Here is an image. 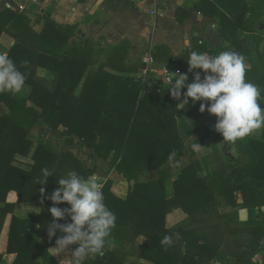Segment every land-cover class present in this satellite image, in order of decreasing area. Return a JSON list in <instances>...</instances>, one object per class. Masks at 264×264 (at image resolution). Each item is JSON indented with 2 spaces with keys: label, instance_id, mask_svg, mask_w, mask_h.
Segmentation results:
<instances>
[{
  "label": "trees",
  "instance_id": "16d2710c",
  "mask_svg": "<svg viewBox=\"0 0 264 264\" xmlns=\"http://www.w3.org/2000/svg\"><path fill=\"white\" fill-rule=\"evenodd\" d=\"M196 9L206 15L217 14V9L209 1ZM207 9L214 10V13L209 14ZM251 11L247 17L248 9L243 8L235 19L241 29L252 34L255 23L264 17V0H254ZM179 21H182L180 16ZM4 34L15 42L8 56L25 74L26 82L17 94H0V103L9 110L7 116L0 117V202L5 203L0 208V234L6 218L12 215L7 251L0 256V264H33L46 254L48 248L55 246L61 233L57 230L56 236L49 240L47 225L53 222V217L48 209L53 206L63 209L70 205H54L48 197L59 187L58 180L65 178V167H72L85 178L92 176V172L72 154L60 153L50 142L37 146L31 171L15 166L16 156L31 154L34 143L29 135L40 121L61 131L69 139L74 135L79 137L82 147L93 150L97 157L109 162L110 171L122 175L130 186L126 199L113 194V181L108 180L102 187L104 202L116 217L110 238L112 246L86 264H127V250L131 251L132 245L141 237L146 242L137 254L138 261L213 264L223 245L213 243L206 234L194 230V226L199 219L215 213L218 193L230 207L239 209L235 215L246 217L248 213L259 220L255 226L250 224L232 229L250 238L246 242L245 239L225 242L229 263L254 264V257L264 256L261 245L264 239V144L245 138L238 140L234 143L238 153L248 155L250 163L238 165L228 161L224 174H217L209 180L202 176L198 162L180 170L179 164L187 148L179 134L176 115H185L192 126V134L200 137L196 144L202 146L209 139L223 140L215 127L205 124L200 112L202 102L193 104L189 98L188 105L181 108L177 104L182 102L183 95L178 101L173 99L170 90L169 93L160 92L146 86L138 77H120L106 72V67H111L116 57L114 52L108 56L111 62L87 72L89 67H95V52L83 44H76L70 52H65L72 34L50 19L43 32L38 34L32 21L24 15L3 12L0 13V38ZM191 52L166 65L187 74V83L194 77L189 72L188 63L184 66L182 62ZM256 53L262 60L259 50ZM153 56L156 57L155 53ZM122 67L120 69H125ZM39 68L48 70L54 76L53 82L40 79L37 76ZM253 69L260 78L259 103L263 106L264 63ZM186 90L183 89L182 93ZM73 143L70 139L69 144ZM193 150L191 147L190 151ZM170 160L177 165L168 172L163 167ZM42 169L51 173L46 184H43L46 181ZM156 170V179L140 180L145 173ZM175 175L178 179L174 183V195L169 197L167 183ZM12 192L17 194L18 203L40 205L41 215L26 220L13 216L14 204L7 202ZM237 193L242 194V204H238ZM178 209L189 216V223L167 228L168 215ZM58 222L71 221L66 217ZM179 235L181 242L176 246L174 239ZM165 236L171 238L168 245L161 244ZM245 248L248 251L244 252Z\"/></svg>",
  "mask_w": 264,
  "mask_h": 264
},
{
  "label": "crops",
  "instance_id": "0c3cea01",
  "mask_svg": "<svg viewBox=\"0 0 264 264\" xmlns=\"http://www.w3.org/2000/svg\"><path fill=\"white\" fill-rule=\"evenodd\" d=\"M205 1L211 2L217 9V14L206 15L196 9L201 7ZM254 7V0H0V13L12 11L22 14L32 21L33 29L41 34L45 28L46 21L50 19L56 25L63 27L67 33L72 34L69 43L65 47V52H70L76 44L89 45L90 50L95 52V67H89L87 72L96 70L105 65L108 56L115 53L112 66L106 67L105 71L120 77H138L141 69V58L148 47L152 48V54L156 55L155 62L159 66H166L175 60L181 59L187 52H206L210 56H215L223 49H231L241 53L245 57L247 71L246 80L258 87L260 80L258 73L253 71V67L259 68L264 63V17L258 20L253 28V33H247L236 23V17L243 8H247V17L251 15ZM158 9L164 18L158 20L153 18L150 12ZM207 12L214 13V10L207 9ZM190 13V14H189ZM182 21H179V16ZM15 45L14 40L4 34L0 38V53L9 55V50ZM259 50L262 60L257 56ZM154 57V56H153ZM187 58L182 62L187 66ZM181 63V62H180ZM186 63V64H185ZM125 66V69L120 67ZM124 68V67H122ZM202 70L192 71L195 73ZM37 76L46 81L53 82L54 76L46 69L39 68ZM170 84L159 83L153 87L160 92L169 93ZM32 106L31 103H28ZM264 108V105L261 106ZM201 112V111H200ZM9 114L8 108L0 103V117ZM205 124L215 127L217 117L207 110L201 112ZM176 124L179 134L187 150L179 164L180 170L189 168L192 163L198 162L202 168V176L207 178L216 177L217 174H224L226 162H234L238 165L250 163L248 155H240L234 145L227 141L206 140L199 151L190 148L196 144L200 137L192 134V126L183 114L176 115ZM38 128V129H37ZM37 132L43 140L35 141L32 133ZM29 138L33 141L35 148L28 157L16 156V160L25 161L29 164L26 168L15 166L21 170L31 171L34 165L33 155L38 145L50 142L53 145L66 143L72 145L73 149H68L75 159L92 172L98 183L104 184L113 181L112 192L120 198L126 199L129 191V183L116 171H110V164L96 156L93 150L81 146L79 137L72 136L74 141L69 144V137L64 136L61 131L51 129L44 121L31 131ZM46 139V140H45ZM245 139L253 140L256 143L264 144V127L258 132L252 133ZM60 141V142H59ZM36 143V144H35ZM37 143H39L37 145ZM64 153V152H63ZM177 163L170 160L163 169L173 170ZM158 170L147 172L140 178L142 182L157 178ZM67 174H65L66 177ZM178 176L175 175L167 183V195H174V183ZM238 204L243 203L241 193H237ZM7 202L14 204L13 216L21 219H32L41 215L42 207L35 202L18 203V196L12 192L7 197ZM5 203L0 202V208ZM236 210H232L227 216L215 217L211 224L217 225L223 240L226 242L250 238L247 234L233 232V228H245L259 224V220H248L246 217L235 215ZM12 215H9L0 234V256L7 251L8 237ZM215 220V222H214ZM189 223V216L182 210L173 211L167 217V228H178ZM203 231L209 238L211 230ZM229 234V235H228ZM213 243L217 241L210 238ZM215 241V242H214ZM41 242V241H40ZM146 239L141 237L132 245L131 251L127 250V264H151L147 261L137 259V254L145 244ZM181 236L174 239V245L179 246ZM261 245L264 247V239ZM78 245H71L69 251L60 255H55L54 250L48 248L46 254L33 264H66L71 261V251ZM93 257L85 260L84 264ZM254 264H264V256L258 255L253 259ZM1 264H7L2 262ZM213 264H231L225 246L221 247L217 261ZM234 264H246L235 262Z\"/></svg>",
  "mask_w": 264,
  "mask_h": 264
},
{
  "label": "clouds",
  "instance_id": "9594fccd",
  "mask_svg": "<svg viewBox=\"0 0 264 264\" xmlns=\"http://www.w3.org/2000/svg\"><path fill=\"white\" fill-rule=\"evenodd\" d=\"M189 72L197 71L190 83L189 76L179 71L164 78L170 84L173 99L182 102L183 108L189 98L193 104L202 102L200 111L207 110L217 117L215 130L222 134L223 141L235 143L264 127V108L261 107V90L246 80L245 57L231 49L215 56L206 52L192 51L187 59ZM26 76L16 63L4 53H0V94H17L25 86ZM187 89L182 93L183 89ZM210 102V103H209ZM201 144H194L199 151ZM47 183L51 176L48 169H42ZM59 187L48 197L54 205L67 203L70 207L61 209L53 206L48 211L53 222L47 225L48 238L61 233L56 239L55 255L70 250L71 245H78L71 251V264H84L93 256L103 255L112 246L111 233L115 227V214L105 204L102 186L94 177H83L76 171H69L65 178L58 180ZM43 194V189L41 190ZM70 218L71 222L61 224L58 221ZM171 243L165 236L162 245Z\"/></svg>",
  "mask_w": 264,
  "mask_h": 264
},
{
  "label": "rangeland",
  "instance_id": "374dc122",
  "mask_svg": "<svg viewBox=\"0 0 264 264\" xmlns=\"http://www.w3.org/2000/svg\"><path fill=\"white\" fill-rule=\"evenodd\" d=\"M38 129V128H37ZM32 137L34 138V140L35 141H39V140H43V138L42 137H40V135L36 132L35 133V131H34V133H32ZM46 140V139H45ZM60 142V141H59ZM56 143L57 144H55L54 146L57 148V150L60 152V153H63V152H68V149L69 148H71V150L70 151H72V150H74V149H76V148H74L73 149V147H72V145H68V144H66V143H63V142H61V143H58L57 141H56ZM36 144V143H35ZM39 143H37V145H38ZM34 148H35V146H34ZM15 164H17L19 167H22V168H26L27 167V165H28V167H29V164L28 163H26L25 161H17L16 160V163ZM65 169H66V174L69 172V171H73V169H72V167H70V166H68L67 168L65 167ZM217 195V202H216V207H217V210L215 211V213L213 214V215H210V216H205L204 218H202V219H199L198 221H197V223H196V225L194 226V230H197L198 232H202V233H204L203 231H207L206 229H210L211 230V233H210V238H213V239H215L216 241H217V243H221L220 245H223L224 246V244H225V242H226V240L227 239H222V238H220L221 237V233L220 232H218L217 231V225H214V223H213V225L211 224V222H212V220L215 218V217H219V216H227L228 215V213H230L232 210H236V212L237 211H239V209H235V208H232V207H230L229 205H228V202H227V200L223 197V196H221L219 193L218 194H216ZM178 210H182V209H178ZM176 211V210H175ZM183 211V210H182ZM173 213V212H172ZM240 217H243V216H240ZM246 217H248L247 219H248V221L250 220V218L251 219H255V216H252L251 214L250 215H248V213H246ZM248 221L246 222V223H248ZM214 222H215V220H214ZM205 234V233H204ZM229 235V234H228ZM247 240L245 239V242H246ZM213 242V241H212ZM215 242V241H214ZM229 243V242H228ZM244 250V252H246L245 250H247L248 251V249H243ZM228 255V254H227ZM229 257V256H228ZM230 258V257H229ZM217 261V260H216Z\"/></svg>",
  "mask_w": 264,
  "mask_h": 264
},
{
  "label": "built area",
  "instance_id": "2783aa9c",
  "mask_svg": "<svg viewBox=\"0 0 264 264\" xmlns=\"http://www.w3.org/2000/svg\"><path fill=\"white\" fill-rule=\"evenodd\" d=\"M155 1V0H150ZM153 18H157L158 20H162L164 18L161 11L158 9H154L150 12ZM141 69L138 74V78L142 80V82L146 86L155 87L162 81L164 78L169 77L171 74L177 72L168 66H159L156 64L155 59L152 54V48L148 47L141 58ZM66 264H71V261H68Z\"/></svg>",
  "mask_w": 264,
  "mask_h": 264
}]
</instances>
